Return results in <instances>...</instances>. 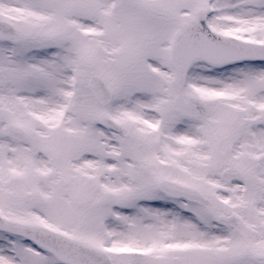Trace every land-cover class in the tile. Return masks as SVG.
I'll return each instance as SVG.
<instances>
[{
    "label": "snow or ice",
    "instance_id": "6c2138e0",
    "mask_svg": "<svg viewBox=\"0 0 264 264\" xmlns=\"http://www.w3.org/2000/svg\"><path fill=\"white\" fill-rule=\"evenodd\" d=\"M0 264H264V0H0Z\"/></svg>",
    "mask_w": 264,
    "mask_h": 264
}]
</instances>
